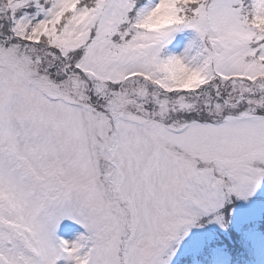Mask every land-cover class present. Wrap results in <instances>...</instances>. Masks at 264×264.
I'll return each mask as SVG.
<instances>
[{"label":"snow or ice","instance_id":"1","mask_svg":"<svg viewBox=\"0 0 264 264\" xmlns=\"http://www.w3.org/2000/svg\"><path fill=\"white\" fill-rule=\"evenodd\" d=\"M0 264H264V0H0Z\"/></svg>","mask_w":264,"mask_h":264}]
</instances>
